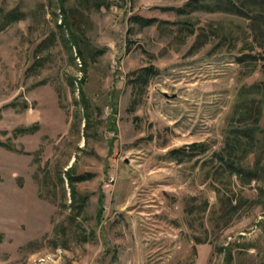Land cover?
<instances>
[{
	"label": "rangeland",
	"instance_id": "rangeland-1",
	"mask_svg": "<svg viewBox=\"0 0 264 264\" xmlns=\"http://www.w3.org/2000/svg\"><path fill=\"white\" fill-rule=\"evenodd\" d=\"M186 1L0 0V264H264V113L254 178L213 159L264 50Z\"/></svg>",
	"mask_w": 264,
	"mask_h": 264
},
{
	"label": "trees",
	"instance_id": "trees-1",
	"mask_svg": "<svg viewBox=\"0 0 264 264\" xmlns=\"http://www.w3.org/2000/svg\"><path fill=\"white\" fill-rule=\"evenodd\" d=\"M198 10L231 15L246 21L247 25L244 31L253 38L258 47L264 50V0H187L182 6L174 9L178 15H185ZM16 14H18L16 11L11 12L5 18L8 21H14L19 19ZM139 19L145 20L146 24H143L144 26L153 24L156 21L153 17H140ZM211 28L213 32L221 37L220 40H223L225 34L232 37L234 33L231 28L225 33L226 29L221 24L211 26ZM237 30L243 32L241 27H238ZM196 39L197 46L205 43L207 37H205L204 31L201 30V34ZM73 42L77 45L76 41ZM81 51L76 46L77 55L79 53L80 56ZM147 69L150 71L153 70V67H140L133 74ZM236 99L230 119L231 125L226 130L224 144L219 151L214 153L213 159L218 163L217 168L228 172L230 175L245 177L250 181L255 177L256 170L253 167H247L245 159L253 152L259 142L258 131L261 129L260 121L264 113V81L242 85L238 90ZM185 149H172L169 153L175 160H182L185 157L205 152L207 145L205 142H195ZM82 176L84 175L78 174L72 178L70 175L69 180L71 183L76 180L80 181L84 179ZM79 196L81 197L80 194L73 195L74 198ZM82 197H85V195H82ZM75 207L77 210V207H80L79 203Z\"/></svg>",
	"mask_w": 264,
	"mask_h": 264
},
{
	"label": "built area",
	"instance_id": "built-area-1",
	"mask_svg": "<svg viewBox=\"0 0 264 264\" xmlns=\"http://www.w3.org/2000/svg\"><path fill=\"white\" fill-rule=\"evenodd\" d=\"M113 180V177H110L109 181H112Z\"/></svg>",
	"mask_w": 264,
	"mask_h": 264
}]
</instances>
